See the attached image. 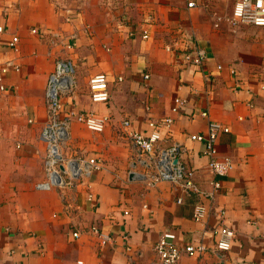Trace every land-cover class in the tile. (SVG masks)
<instances>
[{"label":"crops","instance_id":"0c3cea01","mask_svg":"<svg viewBox=\"0 0 264 264\" xmlns=\"http://www.w3.org/2000/svg\"><path fill=\"white\" fill-rule=\"evenodd\" d=\"M195 1L188 8L185 0H0V64L19 67L0 89V264H157L152 247L165 231L209 250L179 264H264V27L233 26L235 0ZM181 32L205 51L202 67L182 64L176 50L192 44ZM13 36L17 53L8 47ZM59 59L76 70L62 115L109 118L101 133L73 120L63 153L97 156L102 169L64 190H39L45 91ZM96 74L107 76L108 102L90 100L88 81ZM178 97L185 105L171 114ZM167 116L174 121L164 135L185 147L182 159L198 187L221 183L213 201L203 200V222L192 218L194 199L167 182L147 189L137 176L144 166L132 165L129 135L148 133L150 121ZM210 121L229 129L217 141L219 156L233 163L222 178L209 172L204 144L188 138L206 133ZM220 227L235 233L225 254L210 251L215 238L203 235ZM101 233L112 237L106 246Z\"/></svg>","mask_w":264,"mask_h":264},{"label":"built area","instance_id":"2783aa9c","mask_svg":"<svg viewBox=\"0 0 264 264\" xmlns=\"http://www.w3.org/2000/svg\"><path fill=\"white\" fill-rule=\"evenodd\" d=\"M188 8H194L195 0H185ZM232 14L229 22L233 26L251 25L264 27V0H235ZM3 28L0 27V32ZM33 33H38L35 29ZM130 31V36H133ZM185 36V37H183ZM181 37L186 38L192 48L186 51L176 50L182 64L185 66L202 67L207 55L205 51L196 44L195 37L191 34L181 32ZM143 39L148 38V32L143 31ZM53 43V42H52ZM19 39L13 36L8 44L13 53H17L19 48ZM173 51V48H167ZM19 67L12 60H7L0 64V89L4 76L10 71H18ZM217 69L221 70L222 66L218 65ZM75 65L69 59H59L55 62L53 71L48 76L47 87L45 91L47 120L40 132V140L44 145L43 168L44 176L41 182L37 183L36 188L39 190H64L72 187L75 183L83 178L89 177L102 169L101 159L97 156L87 158L66 157L63 153L69 140V130L73 120L80 122L93 133H101L108 125L109 118L95 114V112L75 113L68 112L64 116V106L62 97L66 94H72L75 90ZM232 76L237 75L234 68L230 69ZM148 78V75L144 76ZM205 80H210L204 75ZM235 89L238 86H234ZM90 100L93 103H105L110 99L108 89V79L105 74H96L88 81ZM185 100L178 97L174 99L171 107V114H177L185 105ZM202 116L208 117V112H202ZM173 117L167 116L163 119L150 121L148 123V133H131L132 146L136 150V157L132 165L139 164L144 166L143 173L137 174L138 178L145 184L147 189L155 188L160 182H167L175 187H179L192 200H195L192 218L196 222H203L207 216V206L203 200L213 201L215 194L221 189L220 181L212 183L211 190H204L198 187L194 181L193 171L187 169L183 162L185 147L178 142H169L164 135L173 124ZM124 126H129V122H123ZM228 128L224 127L217 121H210L206 133L189 135V139L194 142L204 144L203 155L208 160V170L215 177L222 178L229 174L233 169V163L229 158L220 157L217 149V141L221 133H227ZM178 198L177 203L181 204L183 200ZM92 200V196H89ZM126 214V213H125ZM96 232L95 229H93ZM81 232H75L77 238ZM203 235H208L214 239V246L210 251L214 253L225 254L231 250L235 233L227 227L203 231ZM101 246H106L112 241V237L107 233L99 234ZM127 241L126 235L122 238ZM264 240V235H263ZM203 243L185 242L180 243L178 237L173 231H165L154 244L152 249L157 258V264H179L185 255L200 256L206 253L208 248ZM131 252L130 246L125 248ZM130 264H134L133 261Z\"/></svg>","mask_w":264,"mask_h":264}]
</instances>
